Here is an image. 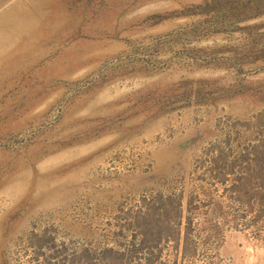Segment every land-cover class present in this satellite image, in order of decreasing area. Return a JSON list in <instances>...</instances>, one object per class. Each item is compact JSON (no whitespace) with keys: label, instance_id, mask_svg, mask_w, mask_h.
Masks as SVG:
<instances>
[{"label":"rangeland","instance_id":"1","mask_svg":"<svg viewBox=\"0 0 264 264\" xmlns=\"http://www.w3.org/2000/svg\"><path fill=\"white\" fill-rule=\"evenodd\" d=\"M11 1L0 264H264V0Z\"/></svg>","mask_w":264,"mask_h":264},{"label":"bare ground","instance_id":"2","mask_svg":"<svg viewBox=\"0 0 264 264\" xmlns=\"http://www.w3.org/2000/svg\"><path fill=\"white\" fill-rule=\"evenodd\" d=\"M19 2L0 0V62L12 54L13 51L9 52L6 49L8 45L15 42L16 37L25 32H40L41 28L39 29L38 23L41 17H45L44 13L39 16L40 19L29 14L28 11L20 7ZM38 19L39 21L37 22Z\"/></svg>","mask_w":264,"mask_h":264}]
</instances>
